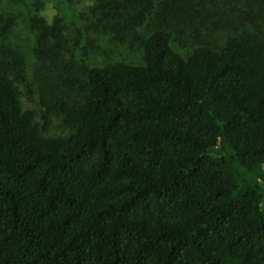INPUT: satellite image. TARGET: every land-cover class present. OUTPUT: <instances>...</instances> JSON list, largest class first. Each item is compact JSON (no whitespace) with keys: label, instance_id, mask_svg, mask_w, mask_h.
<instances>
[{"label":"trees","instance_id":"1","mask_svg":"<svg viewBox=\"0 0 264 264\" xmlns=\"http://www.w3.org/2000/svg\"><path fill=\"white\" fill-rule=\"evenodd\" d=\"M173 33L138 35L140 62L39 69L40 116L0 46V264H264V36L183 53Z\"/></svg>","mask_w":264,"mask_h":264},{"label":"rangeland","instance_id":"2","mask_svg":"<svg viewBox=\"0 0 264 264\" xmlns=\"http://www.w3.org/2000/svg\"><path fill=\"white\" fill-rule=\"evenodd\" d=\"M159 25L174 32L172 45L183 53L193 43L218 46L243 29L258 28L264 36V0H0V46L23 53L25 69L16 84L23 108L38 116L45 109L39 69L59 82L57 59L83 67L140 62L137 36ZM50 119L49 134L68 133L58 116ZM260 170L264 174V167Z\"/></svg>","mask_w":264,"mask_h":264}]
</instances>
